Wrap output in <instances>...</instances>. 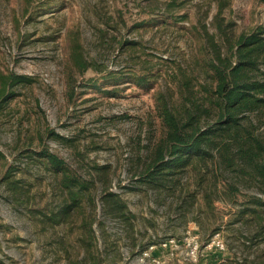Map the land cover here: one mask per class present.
Here are the masks:
<instances>
[{
  "label": "rangeland",
  "instance_id": "rangeland-1",
  "mask_svg": "<svg viewBox=\"0 0 264 264\" xmlns=\"http://www.w3.org/2000/svg\"><path fill=\"white\" fill-rule=\"evenodd\" d=\"M187 1L179 12L187 18L179 25L134 28L151 19L145 12L151 8L157 13L154 18L164 20L166 0H0V73L30 79L18 84L16 96L0 108V152L4 157L0 156V264H89L91 254H102L107 264H147L141 262V254L150 245L171 239L177 244L155 252L164 264H215L242 250L244 233L238 214L248 194L258 193L256 188H241L243 192L234 193L238 202L233 204V194L220 181L218 190L210 192L214 199L211 208L196 183V179H212L210 176L203 178L202 173L188 169L176 178L180 182L174 191L151 188L135 178L138 157L145 156L144 147L160 135L154 94L168 77L166 64L158 61L188 54L190 40L182 27L210 23L216 12L213 0ZM119 15L124 16L126 26ZM225 16L236 22L237 31L249 30L264 25V6L258 0H231ZM109 17L115 18L111 25L121 24L120 32L108 29V36L103 37L100 30H106L104 20ZM113 35L136 41V48L120 50ZM73 41L81 45L88 62L112 72L123 71L121 75L128 74L125 67L131 56L149 53L159 64L161 76L153 88L143 90L127 78L107 83L94 70L84 75L75 71L79 84L75 87L66 71ZM91 79L100 88L88 86ZM73 87L76 96L72 102ZM47 125L77 139L84 158L77 156L76 149L55 141L47 144L81 175L89 176L95 164L108 165L112 190L135 215L132 227L103 215L98 179L90 240L83 223L84 219L91 221L86 201L79 218L55 226L45 220L44 215L57 207L60 194L50 173L37 159L26 158L23 150L30 143L38 147V134ZM11 166V178L20 181L17 198L1 184L3 173ZM217 233L226 243L224 252L204 247ZM196 244L198 249L192 254Z\"/></svg>",
  "mask_w": 264,
  "mask_h": 264
},
{
  "label": "trees",
  "instance_id": "trees-1",
  "mask_svg": "<svg viewBox=\"0 0 264 264\" xmlns=\"http://www.w3.org/2000/svg\"><path fill=\"white\" fill-rule=\"evenodd\" d=\"M213 1L216 12L210 23L202 21L190 28L182 27L190 40V52L179 59L160 58L161 61H158L166 64L168 77L166 84L154 94L160 135L144 147L145 156L138 157L135 178L151 188L166 187V190L174 191L180 182L176 178L187 173L188 169L202 173L201 177L210 176L212 179H196V183L211 208L214 199L210 192L218 190L220 181H225L229 193L233 194V204L238 202L234 193L243 192L241 188H256L258 193L248 194L245 207L238 214L237 221L244 233L240 239L242 250L224 258L219 264H264V25L237 31L236 22L225 16L231 0ZM187 2L166 0L164 20L154 18L157 13L151 8L145 11L151 19L134 25V28L179 25L187 18V14L179 13ZM258 3L264 6V0H258ZM123 17L119 15V20L126 26ZM114 20V17L104 20L106 30H100L103 37L108 36V29L120 32L119 22L110 24ZM112 38L122 51L131 52L137 46L136 41L129 38L118 39L116 35ZM153 57L149 53H144L142 57L131 56L129 65L125 67L128 74L121 75L123 71L112 72L88 62L81 45L73 41L66 71L72 76L75 87L79 86L74 79L75 71L84 75L94 70L103 74L101 79L107 83L127 78L139 89L146 90L153 88L161 76L159 64L154 63ZM0 80V108H3L16 96L15 87L30 79L10 72L7 75L0 73ZM87 85L100 88L99 83L92 79ZM75 87L70 94L72 102L76 96ZM38 136V147L30 143L23 154L26 158L39 161L54 179V189H58L60 194L57 207L44 215L45 220L55 226L74 217L79 218L86 201L91 208V221L87 223L88 220L84 219L83 223L90 240L94 235L92 220L96 219L95 179H98L103 215L132 227L135 215L125 199L112 190L113 177L108 165H93L91 173L85 177L52 153L47 144L48 141H55L76 149L77 156L84 158L76 145L77 139L65 137L48 125ZM0 156L4 158L1 152ZM13 171L12 166L6 169L1 184L13 198H17L21 187L20 181L11 178ZM224 193L227 194L226 191ZM218 199L223 200L222 197ZM90 256L89 264H107L102 254Z\"/></svg>",
  "mask_w": 264,
  "mask_h": 264
},
{
  "label": "built area",
  "instance_id": "built-area-1",
  "mask_svg": "<svg viewBox=\"0 0 264 264\" xmlns=\"http://www.w3.org/2000/svg\"><path fill=\"white\" fill-rule=\"evenodd\" d=\"M220 236L221 235L219 233L214 235V237L212 238V241L211 242L209 241L204 247H207V248L214 247L218 249L219 251L224 252L226 250V243ZM175 244L177 243L173 239L167 242L160 243L159 245L152 244L141 254L140 260L141 262H147V264H164L163 258L161 256L156 255L155 252L158 250H161V251L166 250V247L174 246ZM196 249H198L197 244L194 246V250L192 251V254L195 253ZM222 261H224V258L218 259L215 264H219Z\"/></svg>",
  "mask_w": 264,
  "mask_h": 264
},
{
  "label": "crops",
  "instance_id": "crops-1",
  "mask_svg": "<svg viewBox=\"0 0 264 264\" xmlns=\"http://www.w3.org/2000/svg\"><path fill=\"white\" fill-rule=\"evenodd\" d=\"M230 257H232V256H227V258H230Z\"/></svg>",
  "mask_w": 264,
  "mask_h": 264
}]
</instances>
